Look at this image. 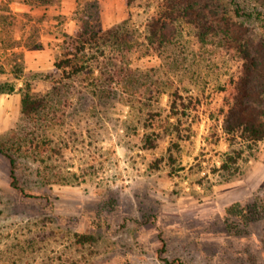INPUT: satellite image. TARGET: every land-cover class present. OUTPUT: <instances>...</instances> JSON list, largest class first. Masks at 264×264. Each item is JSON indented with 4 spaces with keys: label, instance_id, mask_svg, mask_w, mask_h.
I'll list each match as a JSON object with an SVG mask.
<instances>
[{
    "label": "rangeland",
    "instance_id": "obj_1",
    "mask_svg": "<svg viewBox=\"0 0 264 264\" xmlns=\"http://www.w3.org/2000/svg\"><path fill=\"white\" fill-rule=\"evenodd\" d=\"M127 1L0 0V44L42 45L54 61L82 18L98 13L103 28L116 8L112 30L133 46L125 53L132 66H122L144 78L132 84L146 87L135 92L113 74L117 50L106 47V56L92 49L53 119L13 117L0 144L16 159L20 188L11 185L10 161L0 153V264H264V140L243 153L248 159L230 178L217 170L239 55L214 34V43L199 41L190 25L155 49L147 43L149 17L164 0ZM16 3L28 10L17 11ZM209 4L230 27L264 38V0ZM11 52L0 59V81L12 82L16 66L29 69L23 50ZM49 73L38 70L37 94L59 84ZM181 107L184 114L169 118ZM230 146L245 147L239 139ZM236 200L258 203L257 219L226 214Z\"/></svg>",
    "mask_w": 264,
    "mask_h": 264
},
{
    "label": "trees",
    "instance_id": "obj_2",
    "mask_svg": "<svg viewBox=\"0 0 264 264\" xmlns=\"http://www.w3.org/2000/svg\"><path fill=\"white\" fill-rule=\"evenodd\" d=\"M31 1L39 4H52L59 0ZM130 2L131 0H128L127 4ZM209 5V0H164L157 13L149 17L150 34L147 43L155 49H160L179 33L178 28L182 29L184 26L190 25L197 26L199 41L214 43V39L210 38V34H214L224 44L228 54L233 56L235 51L239 55L238 70L229 79L232 90L229 100L225 102L226 109L224 108L223 111L221 127L229 145L235 139H239L241 145L244 144L246 148L241 146L231 148L230 146L228 150L223 152L217 170L230 178L239 170V161L244 158L245 160L248 159V156H243V153L247 149H254L259 141L264 140V38H252L247 36L240 27H230L226 24V18L216 9L209 8ZM235 13L240 15L238 9L235 10ZM90 15L87 14L85 18H82L81 26L76 30L74 36L64 35L65 48L61 57L55 61L51 74L49 73L50 78L58 75L59 84L52 86V90L43 95L37 94L33 89V80L38 77V70L32 71L31 75L30 70H24L18 66L14 68L13 76L23 81L20 88L22 118L31 121H34L35 118L43 121L53 119L54 114L61 110V105L66 101V91L71 88L72 81L75 80L74 77L86 72L90 62L84 56L92 49L101 51L106 56V47L117 50L111 58L113 66L118 67L113 69V74L122 76V78L125 77L128 81L123 83L127 84L129 88L133 86L132 77H130L133 74L132 71L122 66L128 58L125 56L126 51L132 50L133 46H129V41L125 39L119 28L114 31L112 30L113 27L103 30L100 15L98 13ZM233 23L235 26V22ZM107 59L109 61H103L106 65L110 62V58L107 57ZM109 78L114 77L112 75ZM14 88V80L12 82L0 81V93L11 92ZM54 95L56 97H53ZM56 98L58 99L56 100ZM179 113L184 114L185 112L184 110L177 111V115ZM33 140L31 138L28 141L31 143ZM149 144L152 146L151 141ZM0 153L10 161L11 185L20 188L15 171L16 159L4 148L3 144H0ZM257 207L258 203L255 202L252 205L241 207L240 203L236 201L226 207V214L239 215L245 223H248L259 216L256 211ZM86 238L83 236L81 243ZM164 259L167 263L171 262L167 258Z\"/></svg>",
    "mask_w": 264,
    "mask_h": 264
},
{
    "label": "crops",
    "instance_id": "obj_3",
    "mask_svg": "<svg viewBox=\"0 0 264 264\" xmlns=\"http://www.w3.org/2000/svg\"><path fill=\"white\" fill-rule=\"evenodd\" d=\"M16 6H17L16 7L17 11L23 12V11L28 10L26 5L23 3L22 4L16 3ZM115 10L117 11L116 8H115ZM116 11H114L112 17H110V18L104 20V22H102L103 28L108 29V28H111L115 25L116 21L119 19V18H117L118 16L115 15ZM109 20H110V22H109ZM20 37L21 36H16V38L19 40V42L21 39ZM57 38L53 37V39H57ZM13 49H19V50L24 51L25 61L28 64L27 67H29V69L23 68L24 70H50V71H52L54 68L55 61L53 60V58L51 56V52H50L51 50L48 47H44L42 45H40V46L39 45L38 46L26 45L25 46V44H23V43L18 44V42L15 46L0 44V59L7 57L9 55V53L11 52V50H13ZM4 50H6V52H7L6 54H5V52H2ZM11 54H12V52H11ZM133 61H134L133 58H127L126 61L123 63V65L132 66ZM135 64H136V59H135ZM0 77L2 78L3 76L0 75ZM130 77H132V79H133V77L136 79H141V80L144 79V78H140L138 75H133V74ZM12 78L15 81L14 90L11 92L0 93V133L9 127H12L13 117L15 115H18L19 117H21V115H22V112H21V90H20V88L22 86L23 81H22V79L15 78L14 76ZM132 85L133 86L131 88L133 90H135V92L138 90V91H140V93H142L143 90L146 88V87L143 88V90L141 91L139 88L141 85H139V86H137V84H135V85L132 84ZM166 92L167 91L164 90V91H162V94H164ZM167 94H169V92H167ZM184 107H181V110L176 109V111H175L176 114L173 112L174 115L169 116V118L174 119V116L178 118L177 111L178 112L183 111L186 108V107L185 108ZM184 112H185V110H184ZM221 130H222V127H221ZM222 134H224V132H222ZM221 138H222V136H221ZM179 145L181 146V148L183 150L184 144L181 143ZM222 145H223L222 149H224V150H221V151L224 152L228 148V142L225 141V143H223ZM182 150H181V152H182ZM180 160H181V158H180ZM189 165H191V164H189ZM239 199L240 198H238L237 200H239Z\"/></svg>",
    "mask_w": 264,
    "mask_h": 264
}]
</instances>
